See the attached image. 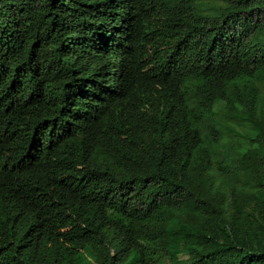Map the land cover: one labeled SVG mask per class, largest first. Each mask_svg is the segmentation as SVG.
Listing matches in <instances>:
<instances>
[{
	"label": "trees",
	"instance_id": "1",
	"mask_svg": "<svg viewBox=\"0 0 264 264\" xmlns=\"http://www.w3.org/2000/svg\"><path fill=\"white\" fill-rule=\"evenodd\" d=\"M0 264H264V0H0Z\"/></svg>",
	"mask_w": 264,
	"mask_h": 264
}]
</instances>
